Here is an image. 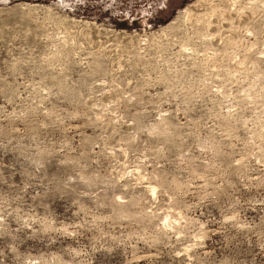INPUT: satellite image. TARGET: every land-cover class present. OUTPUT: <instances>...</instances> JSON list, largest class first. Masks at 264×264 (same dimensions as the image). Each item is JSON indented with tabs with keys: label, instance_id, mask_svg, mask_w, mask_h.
<instances>
[{
	"label": "rangeland",
	"instance_id": "obj_1",
	"mask_svg": "<svg viewBox=\"0 0 264 264\" xmlns=\"http://www.w3.org/2000/svg\"><path fill=\"white\" fill-rule=\"evenodd\" d=\"M0 264H264V0H0Z\"/></svg>",
	"mask_w": 264,
	"mask_h": 264
}]
</instances>
